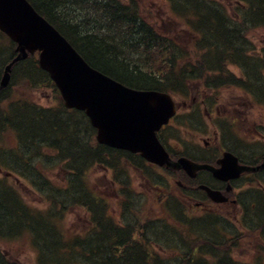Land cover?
Here are the masks:
<instances>
[{
	"label": "trees",
	"instance_id": "obj_1",
	"mask_svg": "<svg viewBox=\"0 0 264 264\" xmlns=\"http://www.w3.org/2000/svg\"><path fill=\"white\" fill-rule=\"evenodd\" d=\"M29 1L69 40L82 57L93 67L136 88L157 89L169 92L182 91L185 89L184 87L187 82L183 81L190 77H194L195 71L200 70L196 69V66L205 67L206 64L209 69V65H214L212 58L207 56L206 52L214 50L220 54V49L218 48L220 43L223 48L227 46L224 50L239 49L242 47L240 42L238 45H235L234 38L237 33L231 31L224 32L221 31L220 28H214L212 31V40L209 43L208 41L206 42L203 54L200 56V52L197 55V58L200 56L197 63L189 66V63L185 62L182 67L183 69L179 70L176 69V55L164 54L175 53L173 50L174 47L168 46L163 52L164 46L167 45L165 44L166 39L156 35V31L153 27L154 25L148 24L143 15L141 17L139 6L133 0L131 2L129 0L127 3L121 0H76L75 3L69 2L70 4L65 3V0ZM166 1L170 6L176 5L179 7V4L175 2L177 0ZM184 1L181 5L184 6L187 4L186 9L188 14L183 17L179 13V17L182 19L181 21L186 24H191L192 18L194 17V23L198 24L196 27L202 34L203 27L206 25L203 22L207 21L204 17H209L207 13L209 12L211 15H214L212 13L221 11V3L216 0H191V3L189 0ZM83 4L84 6L87 4L89 11L94 14V19L89 22H85L84 19L78 16H73L72 11L69 12L68 6L65 7V5L73 6ZM184 9L185 7H181L180 12L182 14H184ZM259 12L260 10L258 9V15L261 17L262 15ZM250 13L254 15V13L257 12L256 10H252ZM211 15L210 17L219 16ZM224 17L228 21L226 14ZM199 19L201 20L200 22H198ZM223 19L222 16L219 18L217 17V21ZM216 33L220 35L219 37H221V39ZM203 41V38L199 41L200 49L204 47ZM187 55L188 54H184L185 57ZM14 56L13 43L3 40L0 45V74L3 65ZM232 56L235 58L234 54H232ZM178 57L181 58L182 55H178ZM214 59L217 60L218 57H214ZM142 61H145V63L149 65L148 70L145 72H143L144 68H142V66L139 67ZM126 64H129L130 67H126ZM19 73L23 75L22 79H24L31 88L50 86L54 88L48 74L38 67L35 55H29L27 59L16 62L13 65L10 84L6 88L0 90V135L4 132L5 134L7 132H15L19 138V144L21 143L19 153H23L24 148L29 151L30 155L28 157L23 155V157L16 156L14 158L13 154H8L5 156V160L12 165L19 163V173L25 175L27 178L31 176L32 178L30 179L34 180L35 177L33 173L35 172V168L29 164V157L34 156L40 146L51 147L56 150V154L53 157H55L59 163L60 161L69 163V169L67 170L71 177V184L74 186L73 191L70 193H76L77 189L83 190V196H77L79 198L74 196V198L63 200L61 197L66 194L52 186L47 192L48 197H50L51 208L38 210L27 205L25 200L21 197L20 192L13 184L0 180V239L12 240L22 235H25L24 237H28L29 235L33 243H35L40 250H42L41 245H46V242L49 241L55 243L52 245L53 251H65V253L60 255V259H64L62 263L70 262V260L80 256V253L77 251L79 247L81 253L85 252L87 254L85 259L89 263H93L98 259V264H113L109 261L110 259L107 258L108 254L106 258L100 255L101 246H97V242L92 244L93 241H98V239L101 240L102 237L105 236L101 244H103L102 247H106L105 244L107 242L105 239H108V237L106 238V233H110V229L113 227L115 231L111 233L112 237H110V242H113V244H111L113 248V260L115 257H121V263L119 264H162L158 260H152V258L143 255L142 251L139 253L136 250L133 252L130 251L138 247L135 245L126 246L124 244V241L131 239V230L115 228V226H118L116 218L114 217L113 219L107 214L109 201L104 198L99 191H90V189L85 190L81 182V177H85L90 167L94 165L98 168L100 167L103 171L106 166L112 165L120 178L123 171L119 169V159L122 157L125 158L127 154L105 145L97 144L93 140L94 129L90 126L82 112L69 111L63 107H61L60 110H54L39 106L28 100L24 101V99L18 96L13 97L11 86L14 84V76L17 74L21 75ZM198 75H200V73L195 76L202 80L203 76ZM197 77H195V79ZM78 120H81L79 121L81 126L76 123ZM9 152H11V150H9ZM126 157V159H133L130 156ZM18 159L21 160L17 161ZM13 168L14 166L9 167V169ZM120 179L122 180V178ZM69 205H81L85 207L89 213L91 211L97 225L100 222L98 217H102V222L107 225L106 232L96 230L97 232L94 231L96 233H91L93 235L92 237H90L89 234L87 238L80 242L78 241L79 243L77 244L74 240L73 242L71 241V243L64 240L65 230L59 222L60 217L58 212L62 209H68ZM94 206L99 209L98 215L93 211V208H95ZM182 208L181 206L179 210L174 206L177 215L183 217L182 219L185 218V223L194 226L206 224V219H193L187 212L185 213ZM69 209L67 211H69ZM260 219L259 221L256 220L255 224L260 225ZM145 225H148V221H146ZM159 225H161V231L156 233L164 234V238L159 240L163 243L169 244V238L174 240L173 235L176 236L181 233L175 229L170 230V228H167L163 223ZM51 226L54 228L51 229ZM99 226H101V223ZM44 227L48 230H45ZM61 235H63V237ZM39 236H42L44 241L37 244V241L41 240L38 239ZM220 236L223 238H221L220 241L227 242L222 235ZM45 237L48 238V240H46ZM120 242H123V244H117ZM122 245H124V247H120ZM188 246L189 243L187 242L183 249H189L190 246ZM56 247H58V250ZM121 249H123V252H120ZM210 249H212V247H210ZM55 252L53 253L54 256L59 254ZM123 259H125V261H123ZM182 260L183 262L181 264H190L189 262L184 263V258ZM8 263V261L4 260L3 253L0 251V264ZM201 264L212 263L210 261H203ZM219 264L234 263L233 261L220 260Z\"/></svg>",
	"mask_w": 264,
	"mask_h": 264
},
{
	"label": "rangeland",
	"instance_id": "obj_2",
	"mask_svg": "<svg viewBox=\"0 0 264 264\" xmlns=\"http://www.w3.org/2000/svg\"><path fill=\"white\" fill-rule=\"evenodd\" d=\"M65 1H66L65 3H69V2L75 3L76 2V0H65ZM121 1L126 2V3L129 2V0H121ZM131 1L132 0H130V2ZM133 1L138 4L141 17H142V12H143L144 15L147 17L156 18L157 19L156 23L158 24L159 30L162 33H169L170 35L175 37L174 38L175 40L181 41V44L190 46V41H191L190 34L186 30L185 26L181 24L182 23L181 21L174 19L175 18L174 16L177 14L179 16L181 14L183 17L186 14H188V11L186 9L187 4L184 6L181 5L184 0L175 1L176 3L179 4V7L176 5H172L170 10H168L169 6L167 2L164 0H133ZM189 2L191 3V0H189ZM219 3H221L220 4L221 11L217 13H212V14L219 15L217 16L218 18L222 16V19L225 18L224 15L226 14L228 21L226 20V18L223 20L217 21V17H210L211 13L209 12L207 13L209 17L205 16L204 18H206L207 21L203 22L204 24H206L203 27V33L205 35V39L203 41L204 47L202 49L199 48L198 50V53L201 52L200 56L202 52L205 50L206 42L208 41L209 43L212 40L213 38L212 31L214 30V28H220L221 31L230 32L225 29V24L229 23L232 27H235V28L241 23L246 24V22L251 20V18L253 17V14L250 13L252 10L253 11L256 10V12H258L257 11L258 9H260L261 7H264V0H219ZM239 3L243 4L245 8L242 9L241 6H237V8H240V9L236 11L238 15L236 16L234 8H235V5ZM65 7L68 8L69 12L72 11L73 16H78L84 19L85 22H89L90 20L94 19V14L89 11L87 4H85V6L84 4L83 5H73V6L66 5ZM181 7H185L184 14L180 12ZM172 11L173 13H170V14H173V16L171 17H174V18H171L168 16L169 12H172ZM214 15H211V16H214ZM241 16L244 18L239 19V18H242ZM192 20H195L194 17L192 18ZM200 21L201 20L199 19L198 22ZM262 23L264 24V14L262 15V19L260 20V22L254 25L255 28H253V30H250L247 34V37H245V39L248 41L252 39L254 43L255 42H257L258 44L260 43L258 47L256 48H251V46L249 47L250 43L246 41L242 36H239L238 34H236V37L234 38L235 45H238L240 42L242 46H247L250 49H259L260 56L263 55L260 58L258 57L257 59H254L248 62L249 63L248 65L252 69H255L256 71H252V70L250 71V68L249 67L247 68L246 64L244 65L245 68L243 69L245 70L246 74L249 77V83L251 82L253 75H257L259 77L260 74L261 76H263V73H264V27H261L260 25ZM217 35L218 37L220 36L219 34ZM219 38L221 39V37ZM132 41L135 42L134 40ZM179 48L183 50L182 47L179 46ZM218 48L220 49V56L222 58V61L220 63L218 70L225 67V65L227 64L228 66L227 68L229 70L236 72L234 65L235 63H237L238 60L232 56V54L235 55L236 49L224 50L225 48H227V46L223 48L221 43L218 45ZM195 53L197 54V52H194V51H192L191 53L192 57H190L191 60L189 61V64H188L189 66L192 65L194 61L200 58V56H198V58L193 56ZM224 61H226V63H224ZM250 62L252 63L250 64ZM141 66L142 68H144L143 72H145L149 68V65L145 63V61L140 62L139 67ZM126 67H130L129 64H126ZM195 68L200 69V70H196L195 74L193 75L194 77H190L183 82L187 81L186 83H189L190 82L189 80L193 79L196 81L195 83L197 84L198 77L195 75L200 73V75L198 76H203V78L205 79L209 75V69L206 64H205V67L196 66ZM130 69H134V68H130ZM195 77L197 78L195 79ZM219 77L221 76L220 75L212 76L209 80H214ZM22 78H23L22 74L21 75L17 74L14 76V84L11 86L13 97L18 96L22 99L33 101L37 105H43V106H49V107H55L59 105V101H58L59 97L51 88H47V87L31 88ZM230 79L231 77L228 78V80ZM261 81H263V79H261ZM253 82H255L254 78H253ZM192 88H194V85H192ZM225 88L226 87H223L222 90H220L219 95H221L222 97H225L227 100H230V98L233 99V97L229 94V91L236 92V90L234 89L226 90ZM260 91H261V99L264 102V83L262 84ZM252 115L254 114L252 113ZM191 118L192 117H180L178 118L177 121L174 122L175 127L179 129L175 134V139H174L175 142L183 143V142L190 141L193 143H200V144L202 143L201 142L202 136H198L197 133H195L194 136L192 137L189 132L191 128H189L188 125L191 124ZM198 120L202 126V122L204 121L199 118ZM79 121L81 120L76 121V123L79 126H81V123H79ZM232 131L234 132V135L238 139L240 135H242V125L241 127L234 129ZM4 136L6 138L5 143H7V148L12 149L13 151L17 150V143L15 140V137H13L11 133L5 134V132L0 135V148L4 145ZM171 142L172 141H170L171 146L173 144V146L176 147V145L173 142L172 143ZM184 148H186L185 145H184ZM18 152L19 151L16 152V155L18 154L17 155L18 157H23V155L28 157L30 155L29 151L24 148H23V153H21L22 155ZM55 154H56L55 149L51 147H47V146H40L37 153L32 157L30 156L29 157L30 160H28L29 164L35 168V172L33 173L35 179L39 183L42 184V188L44 190L49 188L47 186L48 180L52 184L53 183L57 184L59 188L63 187V180L65 177V173H64V170L62 169V166L59 165V162L57 161V159L53 157ZM6 155L8 154L6 153ZM126 158L127 157L125 156V158L122 157L119 159V169L123 171V174L121 175L120 178H122L121 181H122L123 191H125L127 195L126 196L127 205L125 206L122 212L123 215L120 216V221L123 223V225L130 228L129 230H131V239H128L129 242L124 241V244L126 246L128 245L138 246L140 249L144 250L145 256L149 257L150 255L151 256L155 255L158 261H160L162 264H172V263L181 264L179 262V259L183 256L184 252L191 251L193 247H196L199 250V254H200L199 256L204 257L207 261H210L212 264H219L220 260L230 261V262L233 261L234 264H251V263L255 264L253 263L255 262L254 260H258L259 258L261 259H259L258 264H264V253H263L264 251L262 250V248L264 249V244L262 243L260 236L258 234L255 235L257 232H252V230L254 231L261 230L264 235V213L263 212H261V214L263 213L262 214L263 216L260 219L261 220L260 225L262 226L261 228H260V225H257L254 228L253 225H251L250 223L251 220L249 217H251V215L247 216L244 223L246 224V227L249 231L245 230L244 228L239 227L238 223L235 220L236 218L234 219L235 212H231L230 215H224V217L226 218L225 220L226 222H224L222 225H218L217 220L207 219L205 225L195 226V227H193V225L191 227L187 226L186 231H184L180 229V226H179L180 225L179 221L182 220V217L181 218L171 217L169 213L168 212L166 213L164 208L161 207L160 199L156 202L153 200V197L157 191H159L160 198H161V193L163 192V195H164L163 197L170 198L173 201L171 202V204L175 205V207H177L179 210H180V207L182 206L183 211H186L187 209H189L191 212L195 213V217H191V218L202 219L203 217L200 214L202 210L192 211L191 206H193L192 204L193 201L186 200L181 195V193L177 190L176 188L178 186L177 181L181 179L175 174L171 173L170 171H169L170 175L163 173L161 170L162 169L167 170V169L163 168L162 166H160L162 169L160 167H158L157 169L155 166H152V165L138 167L136 165H139L142 163H136L133 161L135 165H132L127 160H125ZM19 160L21 159H18L17 161ZM62 162L63 161H60V164ZM91 168L85 177L84 176L81 177L82 185L86 186V188L84 189L85 190H87L88 188L91 189V187L94 189H98V187L103 188V186H106L107 189L103 188L101 191L99 190L98 191L100 193H104L106 197H109V199H111L112 210L117 215L119 213V210L117 209L116 201H114L115 199L112 197V192H113L112 189L115 188V184L111 183V180L108 178L105 171L101 170L96 165L92 166ZM19 169H20V165L19 163H16L14 165V170H19ZM6 170L7 169L5 168L0 169V177L3 176L4 174L3 171H6ZM8 172L14 174L13 170H10ZM148 175L153 176L154 181L151 178H149ZM157 176H158V179H156ZM16 177H17V180H16ZM8 181L11 182L12 184H15L18 187L19 191L23 195V198L26 200V202L31 207L40 209L46 205V203L44 202V198H42L40 194L42 192H40L35 186H32L27 180H23L19 178L18 175H15V177H9ZM162 184L166 185V189L164 191H163V188H159V185H162ZM82 193H83V190L77 189L76 193L70 196L65 195L61 197V199L65 200V199L74 198V196L76 197L83 196ZM94 207L95 208H93V211H95V213L98 215L99 209L96 208V206ZM83 211H87V210L84 209L82 206L79 207V205H75L71 207L69 211L66 210L63 212H58L59 217H60L59 222L62 228L65 230L66 238L64 239L70 240L71 238H73V236H71L73 235V231H75V235L77 234V236H78L77 231L80 232L81 240L86 237L87 235L86 230L88 228V220H87V216L85 215V212ZM98 218L100 222L97 225V227H95L94 229L100 230L101 232H106L107 230L106 223L102 222L103 221V219H101L102 217L100 218L99 216ZM117 218L119 219V216H117ZM155 218H161L163 220L159 221V220H155ZM146 221H148V225H150V227L146 229L143 228V229L136 230L135 226L144 225ZM100 223H101V226H99ZM162 223L167 228H170V230H173L172 229L173 226L178 225L179 228H177L176 230L178 232H181L180 234L176 236L173 235L174 240H171L169 238V241H168L170 242L169 244L159 241L164 238V234L156 233V232L161 231V227H160L161 225L159 224H162ZM53 228L54 227L51 226V229ZM115 228L118 229L120 228V226H115ZM45 230H48V229L45 228ZM114 231L115 230L112 227V229H110V233H106V238L108 237V239H105V241L107 242L105 244L106 247H102L103 244H101L105 236H103L101 240L98 239V241H93L92 244L94 242H97L98 243L97 246H101L100 248L101 250L99 252L100 255L106 258L108 254L107 258L110 259L109 260L110 262H112L113 264H119L121 263V259L119 257H115L113 260V257H112L113 248L111 247L112 246L111 244H113V242H110V237H112L111 233H113ZM96 232H93V233H96ZM222 233L226 234L227 236L226 238H229V239L235 238V243L233 245H230V247L228 245L224 246L222 241H220V239L222 238L220 235ZM135 235H139V237L137 238L139 241L136 239ZM24 236L25 235H22L12 240H0V250L4 252V255H3L4 259L6 261L8 260L10 264H37V256L31 244L29 243L30 240L29 238H27L26 240ZM61 236L63 237V235ZM92 236L93 235L90 234V237ZM205 238H208L209 240H212V241L219 242V244L210 245L212 247V249H210V247L204 243V241L206 240ZM38 239L39 240L41 239V240L37 241L38 242L37 244H40L42 243V241H44V238L42 236H39ZM45 239L48 240V238L46 237ZM187 242L189 243V246H192V248L183 249ZM54 244H55L54 242L51 243L47 241L46 245H43V244L41 245L42 252L45 254V261H43V264H89V262L85 259L87 257V254L85 252L81 253L80 248L77 249L78 253H80L79 254L80 256H77L75 259L70 260V262L62 263L64 259L61 260L60 255L65 253V251H62V252L53 251L52 245ZM117 244L120 245V244H123V242H120ZM159 245L160 246L162 245L165 249L161 250V247ZM120 247H124V245ZM56 248L58 250V247ZM121 250L123 251V249ZM135 250L137 251L138 249L135 248L134 250H130V251H135ZM148 251H149V254H148ZM260 251H263V252H260ZM54 252L59 253V254L54 256L53 254ZM189 263L192 264L191 262ZM91 264H98V259L95 260Z\"/></svg>",
	"mask_w": 264,
	"mask_h": 264
},
{
	"label": "flooded vegetation",
	"instance_id": "obj_3",
	"mask_svg": "<svg viewBox=\"0 0 264 264\" xmlns=\"http://www.w3.org/2000/svg\"><path fill=\"white\" fill-rule=\"evenodd\" d=\"M247 49L245 57L247 59L242 62L237 61L234 65L236 72L229 70L227 64L220 70H218L219 67L213 69L221 76L218 81L215 83V80H209L213 75H208L207 89H202L200 96L197 90L198 85H196L192 95L187 98L188 102L184 100L180 102V108L184 109L182 115L192 117L191 124L188 125L191 128L189 132L192 137L195 133L202 136L201 144L189 140H187L189 142L183 143L175 142V134L179 129L175 127L174 119H171L159 130L157 136L171 159L176 160L180 157H186L198 164H207L216 168L222 167L228 172L233 166H236L235 168L239 166L255 168L262 163L264 158V102L261 99L260 90L264 83V73L263 76L260 74V78L253 75L249 83V77L243 68L246 64L250 71H256L248 65V62L263 55L260 56L259 49H250L249 47ZM228 73L232 74L230 80H228ZM253 78L255 82H253ZM214 85H217V89H211ZM189 86L192 87L191 84ZM223 87H226V90H229V88L236 90V92L229 91L233 99L227 100L219 95ZM198 118L204 121L202 126ZM241 125L242 135L237 139L232 130L241 127ZM170 141L176 147L173 144L171 146ZM184 145L186 148H184ZM170 171L175 175H180L181 181L184 182L183 186H179L180 191L183 192L181 195L186 200L193 201L192 204L198 209L218 215H230L231 212H235L234 219H237V216L244 215V209L247 210L250 206L248 210L252 218L260 219L263 216L264 166L257 169L243 170L237 175L229 176L227 179L216 178L208 168L197 169L194 178H188L181 170ZM201 184L217 190L221 195V201L213 202L209 199L206 193L199 188ZM196 203H199V205L197 206ZM261 212L263 213L261 214ZM135 227L136 229L148 228L145 225ZM175 228L179 227L176 226ZM186 228L187 226L180 225V229ZM135 237L138 238L139 235H135ZM205 244L215 245L219 242L206 241ZM135 248L138 249V253L142 251L144 255L143 249ZM164 249L161 248V250ZM120 252L123 251L120 250ZM189 254H191V257L200 255L197 248L186 253V255ZM199 257L203 260V257Z\"/></svg>",
	"mask_w": 264,
	"mask_h": 264
},
{
	"label": "water",
	"instance_id": "obj_4",
	"mask_svg": "<svg viewBox=\"0 0 264 264\" xmlns=\"http://www.w3.org/2000/svg\"><path fill=\"white\" fill-rule=\"evenodd\" d=\"M0 29L17 43L18 52L4 68L0 89L8 85L14 62L25 58L27 52L40 51L39 64L50 73L65 105L85 110L98 128L99 142L139 151L149 161L192 173L206 167L221 179L247 169L233 166L228 172L224 168L195 166L183 158L172 165L154 134L174 112L169 95L135 90L91 68L26 0H0ZM263 166L264 163L260 167Z\"/></svg>",
	"mask_w": 264,
	"mask_h": 264
},
{
	"label": "bare ground",
	"instance_id": "obj_5",
	"mask_svg": "<svg viewBox=\"0 0 264 264\" xmlns=\"http://www.w3.org/2000/svg\"><path fill=\"white\" fill-rule=\"evenodd\" d=\"M44 4V3H43ZM58 4V3H57ZM70 4V3H69ZM47 5V4H46ZM66 6V5H65ZM50 8V7H49ZM63 8V7H62ZM54 10V9H53ZM72 10V9H71ZM261 15L264 14V7H261L260 9ZM258 11V10H257ZM116 16V15H115ZM51 17V16H50ZM85 17V16H84ZM262 18L259 17L258 12L254 13L253 17L251 18V20H249L246 24H239L238 26L232 27L229 23L225 24V29L234 33H237L239 36H242L244 39L245 37H247V34L250 30H253L254 25H256L258 22H260V19ZM125 19V18H124ZM60 22V21H59ZM102 22V21H101ZM118 22V21H117ZM60 24V23H59ZM64 24V23H63ZM261 25V24H260ZM68 26V25H67ZM77 26V25H76ZM107 26V25H106ZM78 27V26H77ZM65 28V25H64ZM68 28V27H67ZM72 28V27H71ZM127 28V27H126ZM94 29V28H93ZM110 29V28H109ZM73 32V31H72ZM77 36V35H76ZM82 38V37H81ZM73 39V38H72ZM77 39V38H76ZM140 39V38H139ZM83 40V39H82ZM246 40V39H245ZM90 41V40H89ZM248 41V40H246ZM93 42V41H92ZM249 47L251 46V48H256L260 45V43L258 44L257 42H253V40L251 39L250 41H248ZM105 43V42H104ZM136 45V44H135ZM116 46V45H115ZM138 47V46H137ZM79 48V47H78ZM117 50V49H116ZM258 50V49H257ZM247 46H242L239 49H236L235 51V59L238 60V62H242L246 55H247ZM207 56L212 58L213 64L212 66L209 65V70L218 68L220 66V63L222 61V58L220 56V54L214 50H209L208 52H206ZM214 57H218V59H214ZM247 59V58H246ZM245 59V60H246ZM49 116V115H48ZM36 117V116H35ZM10 120V119H9ZM73 120V119H72ZM4 121V120H3ZM12 121V120H11ZM74 123V122H73ZM27 125V124H26ZM62 125V124H61ZM16 127V126H15ZM62 132V131H61ZM69 132V131H68ZM76 132V131H75ZM38 134V133H37ZM73 134V133H72ZM51 135V134H50ZM84 136V135H83ZM47 137V136H46ZM80 139V138H79ZM77 141V140H76ZM48 142V141H47ZM57 143V142H56ZM63 147V146H62ZM65 147V146H64ZM183 257L179 259V262L182 263L183 262ZM173 264V263H172Z\"/></svg>",
	"mask_w": 264,
	"mask_h": 264
}]
</instances>
